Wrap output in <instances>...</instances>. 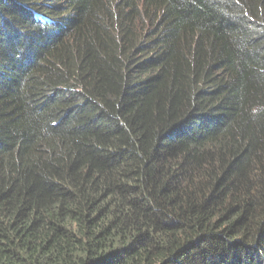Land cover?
Here are the masks:
<instances>
[{"label": "trees", "instance_id": "obj_1", "mask_svg": "<svg viewBox=\"0 0 264 264\" xmlns=\"http://www.w3.org/2000/svg\"><path fill=\"white\" fill-rule=\"evenodd\" d=\"M0 264H264V0H0Z\"/></svg>", "mask_w": 264, "mask_h": 264}]
</instances>
